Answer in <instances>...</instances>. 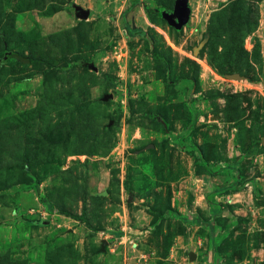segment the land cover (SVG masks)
<instances>
[{
    "label": "rangeland",
    "instance_id": "rangeland-1",
    "mask_svg": "<svg viewBox=\"0 0 264 264\" xmlns=\"http://www.w3.org/2000/svg\"><path fill=\"white\" fill-rule=\"evenodd\" d=\"M182 1L0 0V264H264V0Z\"/></svg>",
    "mask_w": 264,
    "mask_h": 264
},
{
    "label": "water",
    "instance_id": "water-1",
    "mask_svg": "<svg viewBox=\"0 0 264 264\" xmlns=\"http://www.w3.org/2000/svg\"><path fill=\"white\" fill-rule=\"evenodd\" d=\"M186 2L187 0H183L182 2H180L176 6L175 15H165V19L170 22H175V20L178 19V25H182L185 22L186 17L188 15V8L186 5ZM85 15L89 16V12L86 11ZM227 78L230 80H236V81L244 79V77L239 74L228 75Z\"/></svg>",
    "mask_w": 264,
    "mask_h": 264
},
{
    "label": "trees",
    "instance_id": "trees-1",
    "mask_svg": "<svg viewBox=\"0 0 264 264\" xmlns=\"http://www.w3.org/2000/svg\"><path fill=\"white\" fill-rule=\"evenodd\" d=\"M135 6H136V3H133L126 11H124V13L122 15L124 19L127 16V14H129L130 12H132L134 10ZM145 12L150 17L165 18V14H164V12L162 10L145 8ZM124 23H125V26H126L125 27L126 30L129 31V33L131 35L144 36L146 34L144 31L134 29V27H130L126 22H124Z\"/></svg>",
    "mask_w": 264,
    "mask_h": 264
},
{
    "label": "built area",
    "instance_id": "built-area-1",
    "mask_svg": "<svg viewBox=\"0 0 264 264\" xmlns=\"http://www.w3.org/2000/svg\"><path fill=\"white\" fill-rule=\"evenodd\" d=\"M242 82H244V81H242ZM243 85H247L246 83H243Z\"/></svg>",
    "mask_w": 264,
    "mask_h": 264
}]
</instances>
